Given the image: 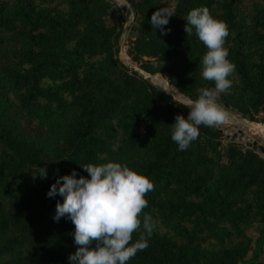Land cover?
<instances>
[{"label":"trees","instance_id":"obj_1","mask_svg":"<svg viewBox=\"0 0 264 264\" xmlns=\"http://www.w3.org/2000/svg\"><path fill=\"white\" fill-rule=\"evenodd\" d=\"M126 1L128 63L164 75L187 99L214 85L201 78L206 48L186 34L183 16L205 7L223 21L235 71L217 101L264 123V0ZM161 9L172 13L164 34L149 23ZM115 12L122 21L112 0H0V264H70L74 225L53 220L62 197L46 193L57 175L87 176L80 164L105 160L154 185L141 215L156 228L127 264H264L260 149L222 145L216 127L200 125L178 151L171 123L188 109L118 59ZM254 224L261 225L255 239L247 233Z\"/></svg>","mask_w":264,"mask_h":264},{"label":"clouds","instance_id":"obj_2","mask_svg":"<svg viewBox=\"0 0 264 264\" xmlns=\"http://www.w3.org/2000/svg\"><path fill=\"white\" fill-rule=\"evenodd\" d=\"M171 15L168 9L155 10L149 23L164 34ZM183 18L186 34L194 32L206 48L200 59V75L203 80L212 81L214 87L197 89L195 99H176L175 103L188 109L186 116L177 114L171 123L170 136L178 151L186 150L197 139L200 125L214 127L227 118L217 100L230 89V77L235 71L224 46L227 25L205 7L192 8ZM80 166L87 176L78 177L75 169L57 175L46 193L48 197H62L56 202L53 220L64 217L74 225L72 235L77 248L68 260L70 264H127L148 246L156 228L151 215H141L148 204L145 194L154 185L147 176L117 161ZM40 168L36 174L46 178V169ZM137 231L138 238L133 240L132 234Z\"/></svg>","mask_w":264,"mask_h":264},{"label":"rangeland","instance_id":"obj_3","mask_svg":"<svg viewBox=\"0 0 264 264\" xmlns=\"http://www.w3.org/2000/svg\"><path fill=\"white\" fill-rule=\"evenodd\" d=\"M112 1L115 2L119 12L121 13L122 21L118 20L117 12H115L109 17V22L110 23L117 22L118 24H121L120 30H122V27L124 25L125 20H128V24H127V28H126L125 36H124V51H125V45H126L128 37L130 35L131 26L133 24V21H132L133 14H132L131 9H127L126 6L120 0H112ZM122 40H123V36H121V34H120L119 47H120ZM125 55L126 54L122 55V59H121L122 61L121 62H123L124 64H126L129 67V63H128L127 57ZM161 76H163V78L165 79L164 75H161ZM157 87H160V86L157 84ZM172 89L173 88H170L172 94H174L175 96L178 95V97L183 99L181 94H179L174 89H173L174 91H172ZM218 103L223 107L225 112L228 114V116H227L228 119L226 118L221 124L214 126L217 129L221 130V134H222L221 143H222V145L227 144V142L230 140H235V141L240 142L242 144H246V143H249L250 145L253 144L255 147H258V148L262 147L263 152H261L260 150H258V152L262 157H264V123L263 124L253 123V122L247 120L246 118L242 117L234 109H231L230 107H225L220 102H218ZM238 120H240L241 122ZM243 123L253 124L256 127L255 128H249L248 126L243 125ZM259 227H261L260 224H254L247 230V233L253 239H255L258 235V228ZM249 256H250V253L247 255V258H249ZM260 259L264 261V246H263V253H262Z\"/></svg>","mask_w":264,"mask_h":264},{"label":"water","instance_id":"obj_4","mask_svg":"<svg viewBox=\"0 0 264 264\" xmlns=\"http://www.w3.org/2000/svg\"><path fill=\"white\" fill-rule=\"evenodd\" d=\"M120 1L126 6L127 9H130V6H129V4L127 3L126 0H120ZM183 1H184V0H180V2H183ZM127 24H128V20H125L124 25H123L122 30H121V36H123V40L121 41V44H120V47H119V51H118V59H119L120 61H122V60H121V59H122V55L125 54V51H124V36H125V31H126V28H127ZM131 37H132V38L134 37V34H133V33H131ZM129 68H130L131 70H133V71H136V72H137L138 74H140L143 78H145L146 80H148L151 84H153V83L151 82V78H153L155 75H159V76L162 75V74H147V73H144L142 70H140L139 68H137L136 66L131 65V64H129ZM161 78L164 79L163 76H161ZM164 80L166 81V79H164ZM166 83L168 84L167 81H166ZM153 85H154V84H153ZM168 85H169V84H168ZM156 88H157V87H156ZM157 89H158V88H157ZM158 90H160V89H158ZM160 91H162V90H160ZM164 92L167 93V94H169L170 97H171L173 100H176L177 98L182 99V98H180V97H178V96H175V95L172 94L171 92H168V91H164ZM182 97H183V96H182ZM183 98H185V97H183ZM185 99H187V98H185ZM224 106L227 107L226 104H225ZM238 121H240V120H238ZM240 122H241V121H240ZM243 125L248 126L249 128H255V125H253V124H246V123H243ZM218 131L221 132V130H219V129H218ZM246 145H247V146H250L249 143H246ZM259 149H260L261 152H263L262 147H259Z\"/></svg>","mask_w":264,"mask_h":264},{"label":"bare ground","instance_id":"obj_5","mask_svg":"<svg viewBox=\"0 0 264 264\" xmlns=\"http://www.w3.org/2000/svg\"><path fill=\"white\" fill-rule=\"evenodd\" d=\"M122 6V5H121ZM126 56V55H125ZM130 64V63H129ZM134 65V64H131ZM135 66V65H134ZM137 67V66H136ZM138 68V67H137ZM151 82L157 86V84L160 86L158 87L162 91H168L171 92L170 86L166 83L164 79L161 78L159 75H155L153 78H151ZM174 93V92H173ZM178 96V95H177ZM184 99V98H183ZM228 119V117H227ZM230 122V121H229ZM245 127V126H244ZM256 127V126H255Z\"/></svg>","mask_w":264,"mask_h":264}]
</instances>
